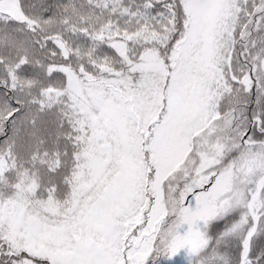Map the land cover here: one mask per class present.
I'll return each instance as SVG.
<instances>
[{
	"label": "snow or ice",
	"instance_id": "snow-or-ice-1",
	"mask_svg": "<svg viewBox=\"0 0 264 264\" xmlns=\"http://www.w3.org/2000/svg\"><path fill=\"white\" fill-rule=\"evenodd\" d=\"M0 264H264V0H0Z\"/></svg>",
	"mask_w": 264,
	"mask_h": 264
}]
</instances>
